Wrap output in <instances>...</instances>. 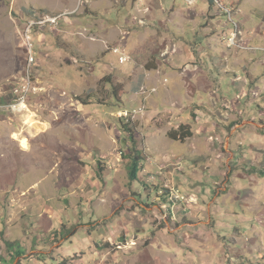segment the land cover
Returning <instances> with one entry per match:
<instances>
[{
    "label": "rangeland",
    "instance_id": "374dc122",
    "mask_svg": "<svg viewBox=\"0 0 264 264\" xmlns=\"http://www.w3.org/2000/svg\"><path fill=\"white\" fill-rule=\"evenodd\" d=\"M68 1L0 0V106L13 98V82L26 79L28 42L33 46L35 58L29 67L31 88L26 96L27 107L22 112L0 109V264H13L16 258H19L16 264H41L35 262L40 260L39 255L29 252L32 251L29 246L37 241L34 234L26 233L31 230L29 222L33 218L38 220L35 227L42 238V243H36L33 250L49 251V237L57 231L60 240H65L64 248L84 249L83 240L88 239V233L87 226L82 225L92 220L90 212L98 202L92 188L97 185L103 187L108 196L117 185L151 188L152 183L162 188L163 182L157 175L166 176L169 172L166 166L172 156L164 160L145 144L161 139V128L167 125L161 112L178 113V108L167 107L158 94L153 96L157 89L149 90L135 83L139 82V75L132 73L135 63L127 47L135 30L133 19L136 22L138 16L144 17L138 19L139 27L152 22V18L145 15L147 6L153 5L157 11H171L175 7L196 12L194 17L197 18L192 17V21L185 23L186 29L191 32L193 26L208 28L205 33L198 32L204 38L212 33L214 42L209 44L204 39L198 68L212 77L215 86L209 93L199 91L190 100L197 105L209 99V105L216 110L217 96L230 106L222 110L229 125L220 133L229 139L234 150L242 149V152L236 151L239 165L235 167L237 161H230L228 173H248L246 170L251 167L247 161L252 159L246 145L251 139L261 141L264 148V0H212V7L209 0H164L161 7L158 0H145L143 4L137 0L133 9L124 6L122 0H112L113 7L100 11L96 18L84 10L93 0H77L75 8ZM128 1L131 4L132 0ZM224 13L229 15V21ZM31 23L34 26L30 32ZM91 24L97 26L90 29ZM113 30H119L117 43L97 49V40L101 39L91 36L90 32L97 35L108 31L109 34ZM124 32L128 34L126 40L124 36L121 39ZM234 33L236 37L231 44ZM120 46L132 62L121 64L120 55L110 51ZM163 51L166 55L162 53L161 57H166L174 49ZM121 75L131 79L120 82ZM133 84L135 89L130 90ZM184 98L182 95V109L178 114H183L195 131L203 120L195 123L191 119V110ZM235 108L240 112H235ZM124 112H134L135 116L123 118ZM211 112L215 114L214 110ZM196 116L199 118L201 114ZM250 120L256 126L242 124ZM120 121L132 130L141 159L137 181L132 184L127 173L133 147L128 133L119 127ZM32 123L34 126L30 127ZM234 124L237 127L232 135L230 128ZM244 132L249 141L243 139ZM210 134L200 140L199 151L205 155H209V146L216 143V137ZM166 139L171 140L168 136ZM168 150L177 152L174 156L183 160L177 166L184 173L188 166L197 173L218 170L212 161L195 165L188 158L183 159L186 147L179 142L172 143ZM214 150L211 149L210 155H216ZM222 151L217 153L224 154ZM98 163L105 171L102 178L94 180L100 174L97 173ZM230 178L232 185L240 189L250 187L245 177ZM202 180L209 183L210 179L204 176ZM112 194L119 199V194ZM147 194L144 192L145 196ZM7 216L10 224L6 223ZM6 242L17 244L15 247H20L22 254L11 260ZM59 263L60 260H48L45 264Z\"/></svg>",
    "mask_w": 264,
    "mask_h": 264
},
{
    "label": "crops",
    "instance_id": "0c3cea01",
    "mask_svg": "<svg viewBox=\"0 0 264 264\" xmlns=\"http://www.w3.org/2000/svg\"><path fill=\"white\" fill-rule=\"evenodd\" d=\"M136 1L132 0L130 4L128 0H122L124 6L129 5L131 9ZM158 1L160 7L165 3L164 0ZM68 2L71 7H76L77 0ZM141 2L143 4L146 1ZM112 4V0H93L84 10L96 18L100 11L113 7ZM195 13L175 7L171 11H157L153 9V5L147 6L145 15L152 18V22L146 27H139L138 19L144 17L138 16L137 23L134 18L135 30L131 33L132 39L128 40V52H131L135 63L132 73L139 75V82L135 83L141 87H149V90L157 89L152 95H160L164 104L173 109L178 108V113L182 109L181 97L184 95V101L188 102L187 108L191 110V119L195 123L203 120V124L194 131L183 114L179 115L171 110L161 112L163 121L167 124L161 128L164 131L161 130L162 134L159 135L161 139H153L145 146L164 160L172 156L166 166L169 171L166 176L163 173L157 175L163 182L162 188L152 183L151 188L117 185L113 186L111 196H108L100 185L93 187L92 191L97 193L98 202L91 209V222L82 225L87 226L88 233V239L83 240L84 249L64 248L65 240H59L58 243L49 240V251L33 250L36 243H42V238L35 227L38 220L31 219V230L26 233H32L37 238L32 247L29 246L32 248L30 254L39 255L40 260L35 262L45 264L48 260H60L59 264H264V176L254 172V169L264 170V148L259 140L249 141L244 132L243 139L250 142L246 147L251 153L252 160L247 161L251 168L246 170L248 173H228L230 171L226 169H230V161H237L235 167L239 165L236 151L242 152V149L234 150L229 139L220 133L222 128L229 125V119L227 120L224 116L226 113L222 110L230 106L213 94L218 99L216 110L209 105V99L201 104H191L190 98L199 91L209 93L215 86L212 77L198 68L201 63L198 56L203 54L202 44L204 39L209 44L214 42L212 33L204 38L198 32L205 33L208 28L190 26L189 32L185 27V23L197 18L194 17ZM126 23L129 24L130 21ZM96 26L91 24L90 29ZM90 33L101 39L97 40L98 45L95 47L103 50L107 44L117 43L119 30H113L109 34L108 31L97 35ZM166 48L174 49V52L161 57ZM130 79L121 75L120 82ZM120 82L121 86L126 87ZM130 88L135 89L134 84ZM234 110L240 112L238 108ZM182 111L184 113L185 108ZM196 114H201V117L198 118ZM242 124L256 126L252 120L243 121ZM181 127H189L192 133L190 138L179 142L186 147L183 159L188 158L195 165H199L200 161H212L218 169L216 172L197 173L192 166H188V173H184L182 168H178L177 165L183 160L174 156L177 152L168 150L172 143L178 141H168L166 138L174 136ZM236 127L234 124L230 128L232 135ZM210 133L216 137V143L208 145L209 155H205L199 151L202 145L200 140L211 135ZM202 135H205L204 138ZM221 137L224 138L223 142ZM211 149H215L216 155H210ZM231 149L234 150L233 153ZM218 151L224 154L217 153ZM144 154L147 155L145 152ZM223 155L226 157L222 158ZM204 176L209 177V183L202 180ZM231 176L241 179L245 177L250 187L240 189L232 185ZM94 180H97L96 177ZM153 190L155 197L152 201ZM173 191H177L178 201H175ZM144 192L148 194L145 196ZM112 193L119 194L120 200ZM23 213L21 209L20 215L23 216ZM27 214L29 212L24 215ZM10 221L7 216L6 223L10 224ZM25 257L26 255L24 259Z\"/></svg>",
    "mask_w": 264,
    "mask_h": 264
},
{
    "label": "built area",
    "instance_id": "2783aa9c",
    "mask_svg": "<svg viewBox=\"0 0 264 264\" xmlns=\"http://www.w3.org/2000/svg\"><path fill=\"white\" fill-rule=\"evenodd\" d=\"M140 1H142V0H140ZM226 16H227V19L229 21V15H226ZM31 24L29 25L30 32H31V30H32V28L34 26L33 24L32 25ZM38 24L42 25V23H38ZM234 27H235V25H234ZM235 34L236 33H234L232 39H230V43L231 44H233V41H234V39L236 37ZM123 36L125 37V40H126L127 37H128V34L126 32H124L122 37H121V39L124 38ZM27 48L29 50L28 65H29V67H31V65L35 62V58H34V55H33V52H32V49H33L32 44L28 42V47ZM110 51L114 52V54L120 55L119 62L121 64H124L126 62H130L131 61V58L127 57V52L121 46L119 48H117V49H111ZM164 55H166V53H163V56ZM29 67H28V70L26 72V79L23 77L16 84L13 82V88L11 87V96H13V98L9 101V103L8 102L5 103V104L3 103V105L0 106V109L2 111L15 110L17 112H22L27 107V105L25 103L26 96L30 92V88H31L30 87L31 78H30V68ZM122 115H123L122 116L123 118H133L135 116V113L134 112L133 113L124 112ZM178 168H179V166H178ZM175 192H173L174 195H175V198L178 199L177 191H175Z\"/></svg>",
    "mask_w": 264,
    "mask_h": 264
},
{
    "label": "trees",
    "instance_id": "16d2710c",
    "mask_svg": "<svg viewBox=\"0 0 264 264\" xmlns=\"http://www.w3.org/2000/svg\"><path fill=\"white\" fill-rule=\"evenodd\" d=\"M210 4H213L212 0H209ZM1 102V100H0ZM87 104V103H86ZM88 105V104H87ZM119 127L122 129L123 132L128 133L129 135V139L131 141L132 144V151H133V155L131 157L130 160V165L128 166V180L129 183H133L137 181V173H138V167H139V163H140V156L138 155V151L135 148V141H134V135L132 133V130L129 128L128 124H124L122 123V121H120L119 123ZM192 136L191 130L189 127H181L174 136H171L170 139H173L174 141H178V142H184L185 139L190 138ZM97 173H100L98 176H96V179L101 178V174L104 173L105 169L100 167V163H98V167H97ZM99 169L101 171H99ZM259 175L264 176V170H255ZM60 232H55L53 233L52 236L49 237V239H51L52 243H58L60 239ZM6 248L8 250H10V254L8 255L9 258H11V260H13L14 257H19L22 254V249L20 247H18V249H16L15 246H17V244L14 243H5ZM14 249L13 253L11 252V250ZM62 262H64V259H61Z\"/></svg>",
    "mask_w": 264,
    "mask_h": 264
},
{
    "label": "bare ground",
    "instance_id": "6f19581e",
    "mask_svg": "<svg viewBox=\"0 0 264 264\" xmlns=\"http://www.w3.org/2000/svg\"><path fill=\"white\" fill-rule=\"evenodd\" d=\"M225 14V13H224ZM226 15V14H225ZM28 122H30V121H28ZM34 126V123H32V124H30V127H33Z\"/></svg>",
    "mask_w": 264,
    "mask_h": 264
}]
</instances>
